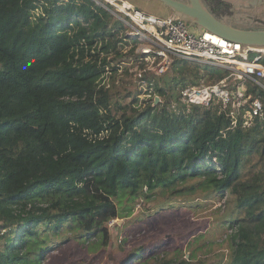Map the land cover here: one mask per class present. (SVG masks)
Listing matches in <instances>:
<instances>
[{"label": "trees", "instance_id": "1", "mask_svg": "<svg viewBox=\"0 0 264 264\" xmlns=\"http://www.w3.org/2000/svg\"><path fill=\"white\" fill-rule=\"evenodd\" d=\"M102 3L0 0V264H43L65 239L105 246L108 224L138 204L134 223L214 203L231 230L225 262L157 241L106 264H264V89L249 87L263 110L247 124L241 112L232 124L230 105L182 102L183 87L227 71L174 57L156 74Z\"/></svg>", "mask_w": 264, "mask_h": 264}, {"label": "built area", "instance_id": "2", "mask_svg": "<svg viewBox=\"0 0 264 264\" xmlns=\"http://www.w3.org/2000/svg\"><path fill=\"white\" fill-rule=\"evenodd\" d=\"M95 1L109 4L129 24L130 35L142 41L137 51L145 56L147 68L156 74L166 72L174 57L208 63L227 71L215 83L183 87L180 90L182 102L230 105L233 125L239 112L245 124L261 114L262 101L252 99L249 87L256 85L264 89V46L243 45L205 29H193L187 21L173 15H149L128 0ZM248 100L249 108L240 110Z\"/></svg>", "mask_w": 264, "mask_h": 264}, {"label": "rangeland", "instance_id": "3", "mask_svg": "<svg viewBox=\"0 0 264 264\" xmlns=\"http://www.w3.org/2000/svg\"><path fill=\"white\" fill-rule=\"evenodd\" d=\"M128 1L136 8H139L149 15L156 17L172 15L171 10L165 7L159 0ZM223 1L229 2L230 5H218L216 3L210 4L207 0H204V4L207 5L218 18L238 26L255 27L253 22L264 21V0ZM240 21L252 22L250 25H243ZM123 22L128 27L127 34L130 35L129 24L124 20ZM192 26L193 29L197 28L194 25ZM132 66L133 67L130 70L131 73L137 74L142 71L139 65L134 64ZM150 68H153V66ZM125 79L128 81V87L132 90H136L134 75H126ZM202 84L204 83H201L200 85ZM122 87L123 86L120 85L118 89L122 90ZM143 91L145 92V88ZM144 96V93L139 94L140 98ZM203 203L209 204V202L205 201H203ZM218 204L219 203H214L211 206L205 205L208 207L197 210L193 209L184 213L177 212L176 215L173 214V216L164 217L161 221L159 218L155 217V214L152 212L153 214L151 217L146 218L142 222L139 221L134 223L132 221L133 219H140L141 216L144 215L145 208H142L141 204H138L133 215L114 219L108 224L110 241L107 245L100 247L95 246V248H92L91 250L89 249L88 244L83 245L81 243H76L71 239L60 240L49 250V254L43 257L42 263L106 264L107 261L115 258L119 254L121 248L128 249L138 246H143L145 248L149 247L151 243L157 241H161L160 244L166 242V245L170 246V248L177 245V242H180V246L183 250L186 249L187 244L190 242L191 247H200L196 252L198 257L212 263H215L218 260L225 262L231 252L229 238L231 230H222L216 224L215 217L217 215L213 213V210ZM148 205L151 207L150 204ZM200 234L203 236L193 242V239ZM164 235L165 238L163 239Z\"/></svg>", "mask_w": 264, "mask_h": 264}, {"label": "water", "instance_id": "4", "mask_svg": "<svg viewBox=\"0 0 264 264\" xmlns=\"http://www.w3.org/2000/svg\"><path fill=\"white\" fill-rule=\"evenodd\" d=\"M172 14L194 25L198 30H208L217 33L231 41L243 45L264 46V27H243L218 18L204 0H159ZM160 100L154 96L153 104Z\"/></svg>", "mask_w": 264, "mask_h": 264}, {"label": "crops", "instance_id": "5", "mask_svg": "<svg viewBox=\"0 0 264 264\" xmlns=\"http://www.w3.org/2000/svg\"><path fill=\"white\" fill-rule=\"evenodd\" d=\"M173 15V14H172ZM174 16V15H173ZM228 22V21H226ZM241 23H243V25H250L252 21H240ZM248 22V23H247ZM250 22V23H249ZM231 23V22H230ZM246 23V24H245ZM255 24V27L257 28H263L264 25V21H256V22H253Z\"/></svg>", "mask_w": 264, "mask_h": 264}]
</instances>
